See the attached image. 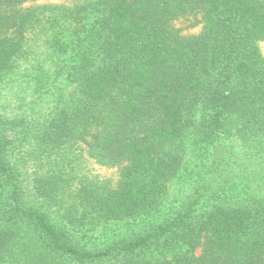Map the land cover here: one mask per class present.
<instances>
[{"label":"trees","instance_id":"obj_1","mask_svg":"<svg viewBox=\"0 0 264 264\" xmlns=\"http://www.w3.org/2000/svg\"><path fill=\"white\" fill-rule=\"evenodd\" d=\"M29 1L0 0V82L42 39L68 54L73 91L25 150L27 121L0 113V264H264V197L249 186L203 209L196 189L101 247L76 235L157 212L179 163L165 148L198 105L264 153V0ZM187 14L200 30L181 35L172 24ZM69 154L116 168L117 179L65 170ZM43 155L59 157L51 172Z\"/></svg>","mask_w":264,"mask_h":264},{"label":"rangeland","instance_id":"obj_2","mask_svg":"<svg viewBox=\"0 0 264 264\" xmlns=\"http://www.w3.org/2000/svg\"><path fill=\"white\" fill-rule=\"evenodd\" d=\"M32 1V0H31ZM29 1V2H31ZM54 5L56 10L72 7L83 0H34ZM198 17V16H197ZM194 17H180L172 26L181 35H192L200 30V24H193ZM78 25V24H75ZM80 25V24H79ZM33 51L21 59L13 71L0 82V113L11 119H25L28 123V137L23 141V150L35 145V135L41 123L49 117L57 106L62 105L73 91V83L67 78L66 69L70 64L68 54H54L42 39L33 45ZM264 59V42L258 43ZM208 114V113H207ZM184 136L178 144L167 146L165 150L176 154L178 166L167 182L166 196L157 212L151 216L125 220L122 222H98L87 227L77 238L89 248L101 247L108 242L139 230L150 221L159 220L172 213L188 198L195 196L199 189L203 194L200 208L203 209L217 199L231 201L237 193L249 186L258 196L264 197V153H249L238 141L216 123L210 113L203 114L198 105L187 115ZM41 160L45 172L50 163H56L55 156ZM30 157L26 162L30 173L36 168ZM65 170L79 175H87L102 181L115 182L117 169L100 166L85 156L78 160L69 154L63 161ZM200 253V249L196 254Z\"/></svg>","mask_w":264,"mask_h":264}]
</instances>
